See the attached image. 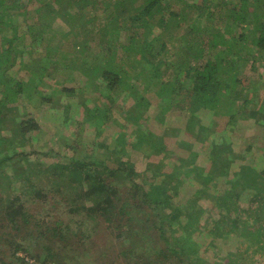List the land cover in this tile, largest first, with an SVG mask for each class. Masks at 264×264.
<instances>
[{
  "label": "trees",
  "instance_id": "1",
  "mask_svg": "<svg viewBox=\"0 0 264 264\" xmlns=\"http://www.w3.org/2000/svg\"><path fill=\"white\" fill-rule=\"evenodd\" d=\"M263 2L203 0L191 4L195 18L192 17L187 33L175 36V42L185 44L184 38L191 35L198 48L196 60L202 58L205 62L189 61L188 49L183 50L186 53L183 57L188 60L181 58L176 62L172 57L168 62L172 65L176 62L174 70L167 65L166 70H162L167 60L162 58L166 45L162 43L163 49L152 55L148 53L153 45L148 43L149 37L160 29V39L156 40L163 42L164 34L177 26H184L182 22L185 20L177 22L179 14L171 10L169 0H0V92L6 91L9 96H14L17 91L27 88L33 97L30 85L36 90L40 87L38 81L48 72L47 65L33 71L27 85L22 82L18 84V90L9 91L8 71L17 65L26 51L31 62L41 56L54 68L53 72L59 74L61 66L71 62V55L79 57L78 43L91 38L88 43L83 42V47L88 46L92 53L97 52L94 60L98 63L93 62L92 66H100L101 81L105 84L101 85L103 95L91 100L94 106L84 105V123L88 121L102 126L101 121L108 119L107 113L118 111L124 122L117 120L116 123L121 128H136L134 144H130L135 150L142 151L146 159L166 151L163 140L156 139L152 133L153 139H149L141 130L144 113L152 106L153 100L158 103L156 119L160 122L164 123L172 111L187 113V133L201 145L219 127L224 130L219 142L209 146L206 160L211 163L209 171H204L190 160L193 158H188L168 173L162 167H166L162 160L153 165L152 180L143 179L132 188L127 187L126 180L135 181L142 173L137 172L129 160L118 161L116 170L109 168L107 153L115 155L118 151L113 152L107 145L108 151L104 154L93 149L81 160L73 157L66 163L42 164L34 173L28 169L23 176L29 182L25 186L30 187L29 192L20 187L12 188L6 174L8 164L16 169L21 160L10 155L0 158V184L3 185L2 179H5L6 190L10 191L8 197L0 188V264H208L198 256L203 236L221 237L224 246L228 239L234 238L235 245L230 248L239 247L235 252L229 249L228 255L220 260L215 259L216 252L215 262L211 264H256L258 257H264L263 179L261 183H242L247 198L243 197L246 194L226 192L217 204L224 213L213 220L210 217L212 211L209 213L197 203L209 195V189L217 186V177L226 187L240 179L246 180L244 170L239 176L231 173L228 159L237 161L245 153L251 154L257 142H251L252 138L247 137L246 146L237 152L227 129H235L240 122L246 121L264 126L261 123L264 121V82L246 80L247 63L253 69L258 61L252 52L246 55V49L255 40V45L261 49L260 54L264 52V24L258 15L254 17L255 21L251 19ZM198 15L206 18L208 24L205 28L197 26ZM57 20L64 31L52 27ZM131 28H137V33L142 30L139 44L133 35L127 36L124 42L119 39L121 30L130 31ZM67 37L69 41L65 44ZM143 47L148 51L144 52ZM134 49L137 52L127 56ZM137 55L140 60H136ZM84 58V74L97 72L98 69L84 64ZM110 58L113 59L112 67L102 68L111 63ZM128 59L133 64L125 63ZM259 60L262 62V58ZM249 89L251 92L247 93ZM127 91H131L133 103L124 109L116 102L117 97H127ZM107 92L115 97L112 101H102L103 98H112L106 96ZM15 109L8 108L0 98V154L7 147L13 153L22 134L26 136L38 129L33 120L20 124L10 120L7 123L5 113ZM203 111L211 113L210 125L202 124L197 118ZM10 116L15 118L17 114ZM4 131L12 132V136H2ZM125 137V132L119 137V152L123 154L127 153L129 144ZM187 148L191 154L200 155L192 149L193 145ZM33 166L28 164V168ZM184 183L192 184L197 201L181 206L174 197L181 195L180 186ZM146 184L148 189H145ZM21 186L24 188V183ZM17 191L28 195L23 198ZM246 200L248 210L246 205L242 206V201ZM88 201L90 205H87ZM34 205L42 206L40 212H33ZM104 233L116 243L100 249L97 242Z\"/></svg>",
  "mask_w": 264,
  "mask_h": 264
},
{
  "label": "rangeland",
  "instance_id": "2",
  "mask_svg": "<svg viewBox=\"0 0 264 264\" xmlns=\"http://www.w3.org/2000/svg\"><path fill=\"white\" fill-rule=\"evenodd\" d=\"M26 1V0H25ZM186 4L183 3L182 0H169V3H172L171 10L179 14L178 21L184 20V26L180 27L177 26L176 29L173 28L169 32L164 34V41L160 42V32L155 31L149 37V44L153 43L150 46L151 52L148 51V48L143 47L144 52L148 51V53L158 54L162 48V43H165L166 47L163 49V56L162 58L167 59L164 62V66L162 70L165 69V65L172 67L174 70V65L176 62L182 58L186 53L183 50L189 49V61L196 63H203L205 59L196 60L198 57V48L196 46V40L193 39L191 35H188L184 38L185 44L176 43L175 36H183L184 33H187L188 26L192 23V17L195 18V11L191 9V4H196L203 0H184ZM252 2V1H251ZM260 4V2H259ZM261 7L257 8L251 19L256 18L258 15L261 19V22L264 24V2L259 5ZM34 7V6H32ZM36 7V6H35ZM166 8V7H165ZM179 10V11H178ZM183 11V12H181ZM188 16L190 19H187ZM199 16V20L197 23L198 27H203L208 24L204 15ZM255 21V19H254ZM253 21V22H254ZM52 27L58 29L60 31H64L65 28L62 27V24L57 20L52 23ZM139 29V28H138ZM175 29V30H174ZM137 28H131L130 31L121 30L119 34V39L124 42L127 36H134L137 38L136 43L139 44L142 35V30H139V33L136 32ZM131 32V33H130ZM228 36V35H227ZM254 38V36H252ZM62 36L60 35V40ZM156 38H158L156 40ZM57 40V39H56ZM77 40V39H76ZM75 40V41H76ZM91 38H84V41L78 43V53L79 57L76 58V55H71V62L66 65L61 66L60 73L55 74L54 68L51 67L49 62H46L45 58L37 57L34 58L31 62L29 58V54L26 51L23 58H19L17 61V65L8 71L10 81H9V91L13 92L14 90H18V84L22 82L27 85L29 78H31V73L33 71L40 70L39 68L41 65H47L48 72L43 79L39 82L40 87L34 89L33 85H30V94L33 92V97H30L26 90L17 91L14 96H9L6 91L0 92V98L4 104L9 108L13 107L16 108L15 110L9 111L8 114L5 113L6 122L9 123L10 120H15L20 124L22 121L33 120L36 122L38 129L32 132H29L26 136L23 134L17 140V146L13 153H16V156H13L12 151L7 149H3V152L0 154V158H4L6 155L12 156V158H17L16 160H21L19 167L16 169L14 166L8 164L10 167H6V174L9 176L11 180L12 188L20 187L25 190V192H29L31 189L30 187L25 188L27 183L26 178L23 176L27 173L28 169L34 170L36 172L38 170V166L44 164L45 166L59 164V163H66L69 159L75 157L77 160L84 159V155L88 152H92L91 150L97 149L99 152L104 154L105 151H108L105 148V145L109 146L110 150L118 151L113 154L107 153L106 164L109 168L114 170L117 169V162L118 161H127L133 162L135 170L142 173V176L135 181L131 179L126 180V185L128 188H132L131 186L136 182H142L141 180L147 179L152 180L154 174V164L160 163V161L164 160L166 167L163 165V169L166 170L168 173L173 171V167L179 165L183 160H187L188 158L195 165L204 168V171H209L211 168L210 160H207L209 157V146L214 144V142H219L221 138V134L224 130L222 127H219L214 133L213 136H210V139L204 143L203 145L197 143L193 137L187 133L186 129V118L189 117L187 113L181 114L177 111H172L168 113L167 117L165 118V122H160L157 117V102L151 103L152 106L148 108L147 111L144 113V117L141 121V130L144 134L149 136V139H153L151 137V133L156 136V139L159 138L165 142L166 151L162 154H154L151 156L150 159H146V156L142 151H137L134 147L131 146L130 142L135 140L134 132L136 128L131 126L121 128L119 124L116 123L117 120L120 122H124L119 114L118 111H112L111 113H107L108 119L106 121H101L102 126L96 125L93 122H85L84 123V105L92 108L94 106L93 100H96L103 92L101 90V85L103 86L105 83L101 81L102 73L100 72V66L96 65L94 68L92 63H98L97 60H94V56L97 55V52L91 51L88 46L83 47L84 44L88 43ZM195 40V41H194ZM69 37L66 38V43H68ZM153 41V42H152ZM251 41V39H250ZM143 44H141L142 46ZM190 46V47H189ZM260 48L254 44H250L249 48L246 49V55L252 52L258 61L254 65V68L251 69V64L248 62L246 65V80H260L264 82V52L261 51ZM248 51V52H247ZM137 50H132L127 53V56H131L135 54ZM55 55L62 56L61 54L54 53ZM145 55L144 53H141ZM262 55V56H261ZM84 58V64L91 65L93 69H98L97 72L90 71L84 74V65L82 63ZM108 57H110L108 55ZM172 57H175L176 62L172 65L168 62ZM140 57L137 55L136 60H140ZM262 58V62H260ZM79 59V61H78ZM188 60V59H187ZM45 61V62H44ZM111 63L105 64L103 67H112L113 59L110 58ZM31 62V63H30ZM82 63V65H80ZM127 64H133L132 60H126ZM124 63V64H125ZM53 76V77H51ZM166 76V74H165ZM143 79L146 77H142ZM38 84V85H39ZM141 91V89H139ZM32 91V92H31ZM11 92V93H12ZM251 92V89L247 90V93ZM110 96L112 98H103L102 101H112L115 97L112 95L111 92H107L106 96ZM115 95V94H114ZM119 96V95H116ZM125 98L117 97V102L122 108L126 109L129 108L133 103V98H131V91L126 92ZM112 99V100H111ZM156 100V99H155ZM110 107L113 106V102L110 103ZM118 105V106H119ZM10 114L17 116L12 118ZM112 114V115H111ZM181 114V115H180ZM211 113L203 111L198 114L197 118L202 122L204 125H210L211 123ZM264 124V121L261 122ZM20 126V125H19ZM128 126V125H127ZM230 128L227 129L230 132L231 140L234 143V148L237 152L240 149H243L247 143V137H251V142H257L256 148L254 152L251 154L246 153L240 157L241 159L236 160H229L230 163L229 167L231 173L234 172L235 175L239 176V172L245 171L246 172V180L240 179L235 181L234 183H230L228 187L222 186L220 183V178L217 177V186L212 187L208 190L209 195L202 197V200H196L194 197L195 189L197 185L194 183L186 184L184 183L180 187V196L174 197V200L177 204L181 206H186L190 204V202L199 203L207 210L212 211L213 215L210 217L212 220L219 215L220 213H224L223 210H219L217 208V204L221 202L222 197L226 194V192H236L237 194H246V188H242V183L244 181L251 182V183H261L262 179L264 181V151H263V139L264 136V126H257L253 121H246L240 122L235 129ZM232 130V131H231ZM140 131V132H142ZM125 132L126 139L128 140V145L126 147L127 153L124 154L119 152L121 144L119 142V137L122 133ZM232 132V133H231ZM221 134V135H220ZM2 136H12V132L4 131ZM140 137V135H139ZM246 139V140H245ZM186 143L187 145H185ZM134 144V142H133ZM184 144V145H181ZM188 145H193V150L198 152L200 155H193L189 152L187 148ZM12 153V154H11ZM126 155L131 156V158H127ZM200 158V159H199ZM206 158V159H205ZM162 163V162H161ZM28 164L34 165L33 168H28ZM151 164V166H150ZM194 165V164H193ZM187 166V165H186ZM2 173L0 174V176ZM183 175V174H181ZM3 176H5L3 174ZM16 176H22L16 177ZM33 177V175H31ZM180 176V175H179ZM21 178V179H19ZM37 178V177H36ZM183 179L186 178L185 176L182 177ZM182 179V180H183ZM3 180V185L0 184V188L3 191V194L9 197L10 191L9 189L6 190L7 186H5ZM42 180V179H41ZM24 183V188L22 185ZM186 184V185H185ZM247 184V183H246ZM264 184V183H263ZM196 185V186H195ZM220 185V186H219ZM256 188V185H254ZM44 187V186H43ZM49 188V186H45ZM149 185H145V189H148ZM19 189V188H18ZM193 189V190H192ZM18 194H22V192L17 191ZM210 194H213L210 196ZM28 194H22L23 198H26ZM214 196V197H213ZM244 198H247V194L243 195ZM246 201H242V206L246 205V209H249V204ZM196 203V204H197ZM90 201L87 202V205H90ZM42 206H33V212H40V208ZM219 211V213L217 212ZM186 219L183 218V222ZM177 226V224H176ZM181 235L184 236L183 232ZM179 236V235H178ZM215 242H214V241ZM229 240V241H228ZM227 244L224 246L223 241H221V237L214 238V237H207L203 236L200 239L201 250L199 251L200 258L205 259L208 264L215 262V259L220 260L221 258L225 257L226 254L232 250L237 251V248L234 247L230 248L231 245H235V239H228ZM119 242V241H117ZM98 246L100 249H106L107 246H113L116 243L111 236L107 233L102 234L101 239L98 240ZM212 243H215L213 246ZM239 243L237 244V246ZM219 246L216 250L215 247ZM222 247V249L220 248ZM257 248V245H255ZM210 250H206L209 249ZM231 249V250H229ZM224 250V252L220 251ZM227 250V251H226ZM217 252V253H216ZM216 253V258L214 254ZM215 259H214V258ZM256 264H264V257H258L256 259Z\"/></svg>",
  "mask_w": 264,
  "mask_h": 264
}]
</instances>
